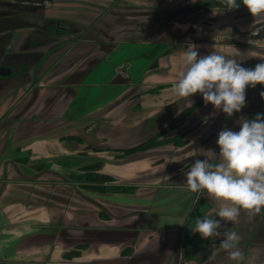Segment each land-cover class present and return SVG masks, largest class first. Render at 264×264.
Masks as SVG:
<instances>
[{
	"label": "crops",
	"instance_id": "obj_1",
	"mask_svg": "<svg viewBox=\"0 0 264 264\" xmlns=\"http://www.w3.org/2000/svg\"><path fill=\"white\" fill-rule=\"evenodd\" d=\"M28 1L29 3L38 2V0ZM180 1L182 2L178 4L184 7L210 2L205 7L208 10L204 12L210 14L215 10L211 8L214 4L212 0ZM150 2L152 1L119 0L114 2L109 0L104 2L108 3L105 4L107 7H102L104 6L102 1L96 2L98 5L89 7L87 4L81 5L71 0H43L44 7L39 6L44 9L38 12L37 10L14 11L17 6L23 4L22 0H0V16L36 13L47 19L57 20L61 13L58 6H62L63 13L60 18L81 23V28L91 29L94 32L93 35L96 36L93 40L81 41L80 52L72 54L76 57L74 64L64 66V59L59 60L64 56L63 54L57 55L56 58L52 53L48 54V49L51 50L53 45L52 41H44L41 37L46 36L45 32L37 28H21L0 33V66L8 67L12 71L10 74L0 75V264H81V262L90 264L92 260H96V264H180L179 253L182 249L188 212L195 203L200 201L202 206L209 209L205 215L215 214L212 212L214 205L206 195L197 200L196 194L187 189L185 173L196 159L209 158L211 162H217L220 151L216 142L218 134L225 128L234 131V126L239 125L238 121L241 120L237 118L241 117L237 116L239 112L234 113L231 118L222 111L218 112L222 114L221 116H214L212 114V111H215L214 107L210 103L207 105L203 103L193 111L194 115L199 114L200 118L193 122L190 119L193 113H190L189 118L182 125L168 133L169 135L174 133V137L179 134L178 140L182 135L185 140L184 145L168 142L158 147L157 153L162 150L167 151L165 154H158V157L155 156L158 162L161 161L158 182L164 181L167 184V180L173 178L174 186L178 188V191L174 192L177 199L172 200L173 202L166 208L151 211L148 209L140 234L130 235V239L137 238L134 245L135 250H133V255L136 253L140 256L137 261L131 255L126 257L121 255L124 245L129 243L125 244L118 240L106 241L98 237L93 239L98 236L99 230L116 225L105 218L100 220L96 219L94 214L81 212V199L86 200L87 197L85 195L81 197V190H77L76 186L71 185L64 177L71 170L68 171L63 165L58 164V161L55 162L54 158L61 157V155L52 154L55 138H36L39 125L42 127L40 130L45 132L54 126L55 120L64 126L73 125L78 121L81 124L87 104L89 106L95 104L96 97L101 100L102 88L89 85L90 82L83 80L81 84H73L65 88L58 84V81L68 75L77 63L81 61V71L86 69L84 74L88 76L92 72L96 74L98 66L111 61L115 52L122 54V63L132 62L138 54L140 59L142 57L150 59L149 57L157 48L150 44V38L153 36L151 30L156 28L159 30L163 23L153 24L154 21L147 20L136 24L132 22L133 15L127 13L132 12L131 8L134 6L145 10L147 9L145 6H149ZM159 2L162 1L157 0L156 3ZM162 3L168 4L167 2ZM169 4L175 3L170 2ZM238 10L244 9L238 8ZM236 13L239 14V12ZM216 17L217 23L214 24H217V27L229 25L236 26L238 30L242 29L243 22L252 23L247 34L236 32L237 35L231 36V41L241 42L244 48L253 45L258 47L257 52L261 55L257 57H261L256 61L264 62L261 60L264 59V21H258L259 18L256 20L253 16L235 19L230 11H227L222 18H219V11ZM197 24L198 21L191 27ZM181 33L176 31L175 35L185 37L183 40L188 39V35L183 36ZM191 35L195 36L197 33L194 32ZM141 45L144 46L142 50ZM180 46H184V43H180ZM187 48L177 50L176 73L174 72L176 75L181 71L177 68L182 65V52ZM71 53L72 51L69 54ZM59 63L64 65L60 67ZM111 66L113 68L104 74L105 79L107 75L110 80L102 81V83L105 86L110 84L111 87L116 88V85L121 82L113 83L111 79L119 77L117 67L121 66L119 64ZM142 73L144 74V71ZM173 87L163 88L158 93L143 92L139 97L140 101L142 100V108L153 99L157 102L156 107L152 106V109L157 110L176 101H180L177 108H183L196 102L201 96L197 93L190 98L191 103H186L175 95ZM116 91L117 89L115 93ZM261 92H264V87L259 84L255 88H247L246 106L241 110L243 114H250L253 111H257V114H264V98L261 97ZM127 102L129 103L128 99H123V101H117L116 104H109V110L106 113L112 112L115 115L120 107L128 106ZM122 116L124 119L125 114ZM117 117L119 118V116H114V119ZM102 119L110 125L107 117ZM128 123L132 124L129 120ZM129 124L124 119L118 125V127L125 126V135L120 139L122 143L132 142L137 138L127 126ZM79 126L81 125L77 123L74 125L80 130ZM184 126L187 128L180 129ZM116 138L117 136H112L110 142L114 143ZM39 141H45V143L40 142L39 144ZM65 156L68 155L62 157ZM61 162L66 161L61 160ZM39 164L41 165L38 166ZM146 167L147 163L144 162L142 168L140 165L124 170L126 167L122 168L119 164L109 163L105 171L123 178L135 172L139 173ZM60 176L64 178L60 179ZM167 194V191L160 193L165 196ZM91 203L98 205L89 201L88 209ZM88 216L89 219H87ZM81 217H83L82 222ZM216 217L219 219L218 216ZM221 223V231L233 230L241 237L238 247L242 250L244 259L239 264H264V211L251 220L242 211L238 223L225 224L223 221ZM121 226L124 227L123 230L133 228L128 224ZM136 228V230L139 229ZM130 239L129 242H132L133 240ZM215 239H221V237ZM82 243H87V246L80 248ZM75 248L79 249V253H71ZM221 249H215L205 262L215 263L222 259L225 263L236 264L235 261L229 259L224 249L220 252ZM196 263L195 260L189 261V264Z\"/></svg>",
	"mask_w": 264,
	"mask_h": 264
},
{
	"label": "rangeland",
	"instance_id": "obj_2",
	"mask_svg": "<svg viewBox=\"0 0 264 264\" xmlns=\"http://www.w3.org/2000/svg\"><path fill=\"white\" fill-rule=\"evenodd\" d=\"M22 1L23 4L17 6L14 11L37 10L38 12H42L44 9L39 6L41 5L44 7V4H42L43 0H38V2L32 1V3H29L28 0ZM71 1L79 2L81 5L87 4L89 7L98 5L96 2L100 1H102L104 5L102 7H107L105 4L109 3H104L109 0ZM113 1L115 2L119 0ZM150 1L152 2H150L149 6H145L147 8L145 10H142V7L134 6L131 8L133 9L132 12L126 11L128 14L133 15L132 22H135L136 24L147 20L154 21L153 24L163 23V26H161L159 30L157 28L155 30H151V32L153 31V36L150 38V44L151 46L157 48L153 55L149 57L150 59H145L143 57L140 59L139 54L137 53L138 55L132 60V62L122 63V54L115 52L111 61H107L103 66H98L97 73L95 74L92 72L91 74H88V76L84 74L86 69L81 71L80 61L71 69L68 75L58 81V84L65 88L67 86H72L73 84H81V81L83 80L85 82H90L89 85H96L99 89L102 88L101 100L96 97L95 104L91 106L87 104L84 109L85 113L81 119V124L80 121L76 122L78 125H81L79 126L80 130L74 127L76 123H73V125L70 126H64L58 120H55L53 122L54 126L45 132L40 130L42 127L39 125L37 129L38 132L36 134V138L38 139H49L50 137H53V139L55 138L53 147L54 151L52 154L61 155L60 158H54L55 162L57 163L58 161V164L63 165L65 169H68V171L71 170V172L64 175V177L71 185L76 186L77 190H81V197H83V195L87 197L86 200L81 199V212L86 211L85 213L94 214L96 215V219L99 218L100 220L103 219V217L100 216V213H103L105 216L107 215L108 219L105 220L111 221L116 225L113 227L110 226L111 228L108 229L121 234L118 241H123L125 244L129 243L128 245H124V248L129 247V250L123 248L124 250L121 251V255L123 257L131 255L135 258V261H137L138 257H140L139 254L136 253L133 255V250H135L134 245L136 244L137 238L135 240L134 238L130 239V235L135 236L132 235L134 233L137 235L138 233L140 234L143 220L147 216L146 213L148 212V209L151 211L166 208L171 202H173L172 200L177 199V196H174V192H177L178 188L174 186L173 178H169L167 180V184L164 181H161L160 183L158 182L161 161L158 162V158L156 157H158L157 155L160 153H167V151L162 150L159 153L156 151L159 149L158 147L165 143L172 142L173 144H176L174 139L178 140L180 137L179 134L174 137V133L170 135L168 134L170 133L169 131L165 134L164 132H158L162 129V127L166 126V124L168 125L170 120L177 116V114L183 109L177 108L180 101L167 104L164 107L162 106L163 108L161 107L157 110L156 108L152 109V106L156 107L155 105L157 101H154V99L149 101L147 106H143L142 108V100L140 101L139 99L140 95L143 92L158 93V91H161L163 88L174 86V83L178 79V75L175 74V68L177 66L175 56L178 52L177 50L184 47L187 48L190 43H195L198 46V51L201 56L210 54L216 49L218 54L225 55L228 58L237 59L241 66L245 68H254L255 65L259 63L256 59L261 57H257V55H261L257 52L259 49L258 47L253 45L244 48L241 46L243 45L241 42L231 41V36L235 34L237 35L236 32H241L239 34H247L250 31L249 29L252 23L248 24L243 22V25H241L242 29H238L239 31L236 26L231 27L229 25H224L217 27V24H214L217 23V12L220 11L219 18H222L225 13L229 11L226 9L225 5L217 6L215 1L212 0L214 4L211 8H215V10H213L210 14H206L204 11L208 10V8H204L195 12L180 15L170 20L169 18L174 11L184 7L183 5L178 4L182 1L160 0L162 2H167L168 4H164L162 2L156 3L157 0ZM170 2L175 4H169ZM240 8H243L244 10L236 9L230 11L231 14H234L235 19L252 16L246 6L243 5V7ZM58 9L61 11L59 19H57L59 24L64 28L66 27V24L71 25V27L69 26V29H60L58 28L60 25L56 24L48 27V31L39 30L46 33V36H41L44 41H52L53 46L51 50L48 49V54L52 53L55 58L57 55L63 54L64 56L59 58V60L64 59L63 61H65V65L59 63V66H71L74 64L76 58L73 57L72 54L73 52H80L81 41L93 40V37L96 36L93 35L94 32L91 29L88 30L81 28V23L78 24L76 21L74 22L70 19L60 18L63 13L62 6H58ZM236 12H239V14ZM197 21L198 24L195 27H191V25H195ZM258 21H264V17L259 18ZM79 22H81V20ZM92 23H94V21H92ZM176 31L182 32L181 34H183V36L188 35V39L183 40L185 37H177L175 35ZM194 32H196L197 35L192 36L191 33ZM180 43H184V46L181 47ZM143 47L144 46L140 49L142 50ZM70 50L72 51L71 54H69L71 52ZM71 59H73L72 62L70 61ZM113 64H119L121 66L117 67L118 72L120 73L119 77L111 79L113 83L121 82L116 85V88L111 87L112 85L110 86V84L105 86L102 83V81L108 82L110 80L107 75V79H105L104 74L113 68L111 66ZM177 69L182 70V65ZM143 71L144 74L147 72L145 77H143ZM56 74L58 73L56 72ZM262 86L264 87V85ZM116 89L117 91L115 93ZM79 95L77 97H79ZM123 99L129 100V103L127 102V107H120L118 111H116L115 115H113L114 113L112 112L106 113V111L109 110V104H116L117 101H123ZM105 101L107 102L103 103ZM145 103L146 102H144V104ZM214 112L215 111H212V114ZM242 112L243 111H240L237 114V116H241H238L237 118L249 119L254 118L257 114V111H253L250 114H243ZM122 114H125L124 119L127 124H129L128 120L132 123L127 126H129L130 131H132V133L137 137L136 140H133L132 142L122 143L120 140L122 136L125 135V126L118 127L120 121H124ZM193 115L194 113L190 116V119L193 122L200 118L199 114ZM215 115L221 116L222 114L216 113ZM114 116H119V118L117 117L114 119ZM105 117H107V120H109L107 122L110 123L111 126L107 125L105 120L102 119ZM187 118H189V115L186 119ZM186 126L180 129H186ZM111 129L112 131H110ZM239 130V125L234 126V131L238 132ZM112 136H117V142H110V138ZM152 137H154L155 142H152L153 144L149 143L150 148L132 153L124 152L125 148L135 146L139 142L151 139ZM40 142L45 143V141H39V144ZM49 147L50 146L48 145V148ZM63 155L68 156L62 157ZM61 160H65L66 162L62 163ZM144 162L147 163V167L143 171L139 173L135 172L130 176L123 178L105 171L106 165L109 163L119 164V167H126L124 169L126 170L129 167L135 168L140 165L142 168L144 166ZM40 165L41 164L38 166ZM80 175L81 179L79 178ZM64 177L60 176V179H63ZM102 188H105L106 190L103 191ZM163 191H167L168 194L166 196L160 195ZM89 201H93L98 205L91 203L90 208L88 209L89 206L87 203ZM204 207V205L202 206L200 204L197 207V210H201V212L204 213ZM206 210H209L208 207H206ZM89 216L91 217V215ZM89 216L87 219L90 218ZM203 216L204 214L201 219L205 217ZM211 216L213 218H217L215 214L213 215V213H211ZM82 221L83 217H81V222ZM124 224L133 226V228L123 230L124 227L121 225ZM194 225V222L191 221L189 229L191 230ZM136 227L139 229L136 230ZM97 237L98 236L95 238L93 237V239H97ZM129 239L133 241L129 242ZM211 240H208L207 242L209 246L204 249L202 248L203 250L198 252V258L195 259V262H197L196 264H233V262L225 263L222 259L216 261L215 263L212 261L205 262L215 249H221L220 244L222 238ZM193 244L199 245L197 242H194ZM222 251L223 249H221L220 252ZM195 255L196 253H190V259ZM89 263L96 264L97 262L96 260H92ZM81 264L86 263L81 262Z\"/></svg>",
	"mask_w": 264,
	"mask_h": 264
},
{
	"label": "clouds",
	"instance_id": "obj_3",
	"mask_svg": "<svg viewBox=\"0 0 264 264\" xmlns=\"http://www.w3.org/2000/svg\"><path fill=\"white\" fill-rule=\"evenodd\" d=\"M226 9L240 7L237 0H219ZM253 17H264V0H242ZM264 60V59H261ZM264 85V62L254 68H245L235 58L218 54L216 49L201 56L198 46L190 44L182 52V70L174 83L176 96L186 103L199 93L205 105L211 104L215 112L225 113L231 118L246 106V90ZM264 98V92H261ZM240 130L225 128L218 134L219 154L217 162L209 158L196 159L185 173L187 189L196 194V199L206 195L214 205L212 212L203 219H196L193 233L203 239L221 237L220 247L229 259L239 264L244 259L238 247L241 237L236 231L223 230L222 221L236 224L241 212L251 220L264 211V114L254 119L238 121Z\"/></svg>",
	"mask_w": 264,
	"mask_h": 264
},
{
	"label": "trees",
	"instance_id": "obj_4",
	"mask_svg": "<svg viewBox=\"0 0 264 264\" xmlns=\"http://www.w3.org/2000/svg\"><path fill=\"white\" fill-rule=\"evenodd\" d=\"M214 1L217 4V6H224L223 4H221L219 2V0H214ZM237 3L240 4V7L243 6L242 0H237ZM69 26L71 27V25H67L66 24V27L64 28V27H62L60 25L58 28H60V29L61 28L69 29L70 28ZM47 29H45L43 31H48ZM203 103H204V100H203V97L201 95L196 100V102H194V103H192L190 105H186L185 107H183V109L177 114V116L173 117L170 120L169 124L168 125L166 124V126L162 127V129L158 133L164 132V134H165L168 131H171V130L179 127L180 125L183 124V122L185 121L186 117L191 112H193L197 108H199ZM176 121H178V122H176ZM152 142H155L154 137H152L151 139H148V140L147 139L143 140V141L139 142L137 145L131 146L130 148H125L124 152L125 153H132V152H135V151H143V150H145L147 148H150L149 145L153 144ZM174 142L176 144H178V145H184L185 144V140H183L182 136H181V138L179 140L174 139ZM156 145H157V143H156ZM79 178L81 179V175H80ZM102 189H103V191L106 190L105 188H102ZM199 205H200V202L195 204V206H193L192 209L187 214V219H186L185 228H184L185 233H184V238H183V243H182V249L180 250V253H179V255H180L179 256L180 257V262L179 263L180 264H187V263H189L188 261H190V260L194 261L195 259L198 258V252L203 250L205 247L209 246L207 244L208 240L203 239L198 233H193L192 230L189 229V225H190L191 221H193L194 224H195V221H196L197 218L201 219L202 215L204 214V216H205V213H207L206 206L204 207V213L201 212V210L198 211L197 207ZM100 216L105 218V219H108L107 215L105 216V215H103V213H100ZM120 237H121V234H118V233H116V232H114V231H112L110 229L99 230V234H98V238L99 239L106 240V241H116ZM133 238H134V240L136 239V237H133ZM209 240H211V239H209ZM194 242L199 243V245H194L193 244ZM85 246H87V243L82 244L80 248H84ZM124 249L129 250V247L124 248ZM73 252L75 254H77V253H79V249L75 248V250L71 251V253H73ZM190 253L191 254L196 253V255L193 258L190 259V256H189ZM199 260H200V258H199Z\"/></svg>",
	"mask_w": 264,
	"mask_h": 264
},
{
	"label": "water",
	"instance_id": "obj_5",
	"mask_svg": "<svg viewBox=\"0 0 264 264\" xmlns=\"http://www.w3.org/2000/svg\"><path fill=\"white\" fill-rule=\"evenodd\" d=\"M209 4L210 2L198 3L195 5L177 9L171 14L169 19L171 20L180 15L201 10ZM56 24L59 25V22L57 20L47 19L36 13H18L8 16H0V33L21 28H37L45 30L48 27L54 26ZM10 73H12L10 68L0 66V75H7Z\"/></svg>",
	"mask_w": 264,
	"mask_h": 264
},
{
	"label": "bare ground",
	"instance_id": "obj_6",
	"mask_svg": "<svg viewBox=\"0 0 264 264\" xmlns=\"http://www.w3.org/2000/svg\"><path fill=\"white\" fill-rule=\"evenodd\" d=\"M124 142H127V141H124Z\"/></svg>",
	"mask_w": 264,
	"mask_h": 264
}]
</instances>
